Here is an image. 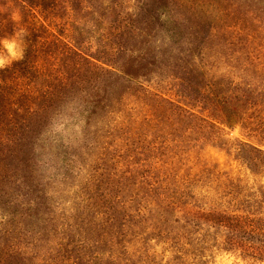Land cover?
<instances>
[{
  "label": "rangeland",
  "instance_id": "obj_1",
  "mask_svg": "<svg viewBox=\"0 0 264 264\" xmlns=\"http://www.w3.org/2000/svg\"><path fill=\"white\" fill-rule=\"evenodd\" d=\"M12 136L0 264H79L87 243L100 264H264L223 218H264V0H0V139ZM143 177L158 182L145 203L182 198L167 225L141 229L151 249L111 252L102 195L128 200L120 188Z\"/></svg>",
  "mask_w": 264,
  "mask_h": 264
},
{
  "label": "trees",
  "instance_id": "obj_2",
  "mask_svg": "<svg viewBox=\"0 0 264 264\" xmlns=\"http://www.w3.org/2000/svg\"><path fill=\"white\" fill-rule=\"evenodd\" d=\"M33 17L35 20H37L36 24L40 23V20H42V23H40L41 27L51 28V22H48V20L43 16H39V13H36ZM60 36L63 39L61 40L62 43H64L65 41L71 44L69 40L70 36L63 33L60 34ZM76 49L80 50L79 48ZM17 111H19V109H17ZM0 140L2 142L14 141L13 136L11 138L1 137ZM132 176L131 178H133ZM149 178L153 180V177L151 178V176H149ZM157 184V181L151 183V180H148L145 177H143V180L140 181L139 184L130 182V184L125 186V188H120V190L124 191L126 195H129V198H127L128 200L124 201H120L124 198L120 199L119 196H115L114 198L112 196V198H110L111 194L109 196L107 194L102 195L105 203L108 202L111 209V223L109 224V232H107L104 236V240L99 241L98 244L108 243L110 245L111 252L119 250V254L121 252L123 256L128 257L129 255H133V252L131 250L135 249V246L137 249L140 248L143 251H147V248L151 249L150 247L146 248L144 244L142 245V243L145 242V237H143V234H145L148 230L142 232L141 229L148 226L158 227L160 225L161 227V224L167 225L169 222L167 216H170V213H172V207L177 206V202L180 201V198H182L181 194H178L177 191H173L172 196H165L162 198L159 197L157 198V200L152 199L150 202L149 200H145V203L144 199L140 197V194L151 192L156 193L158 189L155 188L154 185ZM131 188H133L134 190H131ZM160 189L168 190L167 184H163ZM111 190L113 192V185L110 187V191ZM159 195L162 196L164 194L159 193ZM136 205L137 208L134 210V212H132L131 214L129 213L127 216L124 214L126 213V209H134ZM199 213L200 212H198L197 214ZM198 217L199 216H196L195 219H201ZM121 218H123V220H121ZM223 218L226 219L231 227L232 232H234L232 237L229 239L231 245L237 246L239 243L244 244L245 248H242V250L244 252H248L252 260L261 261V259L264 258V248L256 246V244L253 243V238L264 237V218L239 215L236 212H233L232 215H228L227 217L224 216ZM124 220H127L128 228H124V225H122V230V227H120V221ZM239 233L244 234V236H247V238L243 239L238 237ZM85 239L87 240V238ZM210 240L211 239L209 238V234L205 233L204 231L199 234L198 241L200 242V245H206ZM81 241L86 243L84 239ZM87 244L82 245L83 249L80 251L78 256L79 264H100L99 262L102 261V257L100 258L98 255H96L90 258L88 256L87 249L89 246H87ZM135 252L140 255L139 250H135ZM153 253L157 254L156 251H153ZM127 260L130 261L129 258ZM113 261L114 264H116V259H114Z\"/></svg>",
  "mask_w": 264,
  "mask_h": 264
}]
</instances>
